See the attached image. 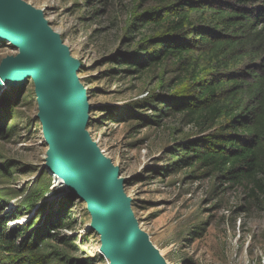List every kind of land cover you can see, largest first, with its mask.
<instances>
[{
	"label": "rangeland",
	"instance_id": "rangeland-1",
	"mask_svg": "<svg viewBox=\"0 0 264 264\" xmlns=\"http://www.w3.org/2000/svg\"><path fill=\"white\" fill-rule=\"evenodd\" d=\"M22 1L43 11L82 64L77 74L91 106L87 131L120 168L139 228L166 264H264L263 194L251 195L244 187L178 163L186 144L213 132L189 125L179 114H163V98L175 92L185 97L190 90L169 93L175 74L166 64L141 73L121 64V59L140 57L163 32L144 23L157 4ZM18 54L17 48L0 42V67ZM37 99L33 81L0 92V219L22 215L7 225L4 235L34 223L39 228L50 214H62L64 226L56 236L20 261L110 264L101 254L99 234L87 230L93 222L88 205L59 188L60 182L47 170L49 146ZM8 239L19 244L24 237Z\"/></svg>",
	"mask_w": 264,
	"mask_h": 264
},
{
	"label": "trees",
	"instance_id": "trees-1",
	"mask_svg": "<svg viewBox=\"0 0 264 264\" xmlns=\"http://www.w3.org/2000/svg\"><path fill=\"white\" fill-rule=\"evenodd\" d=\"M148 2L157 7L145 26L163 32L140 57L121 59L122 66L141 73L166 64L175 74L169 93L190 92L163 98V114H179L189 125L213 131L186 144L178 163L264 196V0ZM21 216L0 219V264H40L20 257L41 251L64 226L62 214H50L39 228L34 223L10 232L24 237L16 244L4 233Z\"/></svg>",
	"mask_w": 264,
	"mask_h": 264
},
{
	"label": "water",
	"instance_id": "water-1",
	"mask_svg": "<svg viewBox=\"0 0 264 264\" xmlns=\"http://www.w3.org/2000/svg\"><path fill=\"white\" fill-rule=\"evenodd\" d=\"M0 42L19 51L0 67V92L34 82L50 172L88 205L102 256L110 264H166L139 228L120 168L87 131L91 106L77 75L82 64L61 35L43 11L22 0H0Z\"/></svg>",
	"mask_w": 264,
	"mask_h": 264
},
{
	"label": "bare ground",
	"instance_id": "bare-ground-1",
	"mask_svg": "<svg viewBox=\"0 0 264 264\" xmlns=\"http://www.w3.org/2000/svg\"><path fill=\"white\" fill-rule=\"evenodd\" d=\"M32 79V78H31ZM106 157V156H105ZM47 170H49V172L51 171V168H50V166L47 164ZM50 173H52V175L54 174V177H55V179L57 180V181H59L60 183H59V188H64V190L66 189H68V187H67V185L65 184V182H64V179L63 178H61V177H59V175L57 174V173H54V172H50ZM93 220V219H92ZM20 223H24V221H20ZM93 224H94V222H91V224L89 225V227L87 228V230H93ZM85 233H87V232H85ZM153 248L155 249V247L153 246ZM156 250V249H155ZM157 252H159L158 250H156ZM165 261V260H164ZM166 263V262H165Z\"/></svg>",
	"mask_w": 264,
	"mask_h": 264
},
{
	"label": "built area",
	"instance_id": "built-area-1",
	"mask_svg": "<svg viewBox=\"0 0 264 264\" xmlns=\"http://www.w3.org/2000/svg\"><path fill=\"white\" fill-rule=\"evenodd\" d=\"M78 75V74H77ZM92 139V138H91Z\"/></svg>",
	"mask_w": 264,
	"mask_h": 264
}]
</instances>
